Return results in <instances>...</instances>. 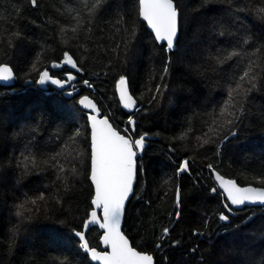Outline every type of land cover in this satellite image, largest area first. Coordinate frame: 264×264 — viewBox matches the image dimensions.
<instances>
[{"label":"trees","instance_id":"obj_1","mask_svg":"<svg viewBox=\"0 0 264 264\" xmlns=\"http://www.w3.org/2000/svg\"><path fill=\"white\" fill-rule=\"evenodd\" d=\"M174 2L180 33L168 51L141 21L138 0H104L91 18L83 0H0V64L17 76L0 85V264H92L75 237L94 209L91 130L79 96L38 83L44 70L74 74L73 88L122 134L155 138L138 159L126 211L136 249L156 264H264V207L229 211L212 173L264 187V0ZM77 15L83 26L72 32ZM233 50L241 54L219 62ZM65 53L79 71L52 66ZM251 61L256 87L221 115ZM122 76L139 104L132 114L119 101ZM185 159L190 172L177 175ZM87 235L101 249L100 230Z\"/></svg>","mask_w":264,"mask_h":264},{"label":"snow or ice","instance_id":"obj_2","mask_svg":"<svg viewBox=\"0 0 264 264\" xmlns=\"http://www.w3.org/2000/svg\"><path fill=\"white\" fill-rule=\"evenodd\" d=\"M35 5L36 0H31ZM84 7L87 9L88 17H93L101 8L104 0H83ZM139 4V16L148 23L153 32L155 33V39L158 42H166V48L168 51H172L176 45L179 32V11L174 3V0H138ZM259 12L264 18V8H261ZM76 25L70 30L77 32L83 26V21L77 15ZM69 29L64 28L63 31ZM223 35V32H221ZM244 43L247 44L248 40L245 39ZM261 49H256V52H260ZM239 51L233 50L225 55L219 62L223 63L227 60H231L235 56H239ZM255 55L256 53H252ZM64 63L70 65L72 68H77L76 61L72 56L67 53L64 54ZM53 67H60V64H53ZM256 62L251 61L243 73L239 76L235 87H231L229 90V100L225 109L221 112L228 110L229 107H235L232 101L236 95L246 96L256 87L255 81L257 74L255 71ZM35 67V65H33ZM167 66L164 69L167 73ZM13 70L8 66H0V81H11L13 79ZM75 77L71 74L68 75V81H61L54 78L49 74L47 70L40 73L39 81L41 85L51 83L59 88H65L66 83L74 80ZM85 84H88L85 81ZM247 85V87L245 86ZM91 86V85H89ZM118 90L120 94V101L125 108L131 109L135 107V100L129 93L128 81L125 77H121L118 82ZM159 92V88H157ZM72 95V93H68ZM79 103L85 108L91 109L94 115L89 117L91 125V172L90 179L95 187V196L92 200V204L95 209L102 210L103 219L101 221L96 210L91 212V218L84 223V229L87 230L90 225L99 224L103 228V243L110 249L109 252L103 254L91 248L87 239L85 238L84 231H76L75 235L79 238L80 247L85 253H88L92 260L100 261L101 264H154L153 257L151 255L142 254L133 248L129 240L121 231V218L125 211V202L129 199L130 194L133 192V183L138 174V166L136 157L139 151H143L145 147V136L141 135L138 139H131L121 135L115 130L109 123L108 119H98L99 110L96 105L87 97H83L79 100ZM242 111V110H241ZM232 115V113H229ZM129 124L133 125V131L135 130V121L129 118ZM231 123V121H227ZM215 129H209V132ZM235 135V133H232ZM79 135V132L76 133ZM207 135V134H206ZM75 141V137H71ZM207 143L208 140L203 141ZM211 167V166H209ZM61 171L63 168L61 167ZM190 172L189 160L185 159L177 169V175L180 173ZM216 179L220 184V187L227 193L228 199L232 205L242 206L248 204H261L264 205V188L256 187H239L233 180H225L220 175H216ZM259 182L264 184V174L258 177ZM215 191V189H212ZM38 199H44L40 196ZM36 203L35 200L32 201ZM180 189L176 190V205L180 206ZM20 207H23L21 205ZM228 208V205H225ZM231 211V208H229ZM179 217V212L176 213ZM219 219L227 222L229 216L223 213L220 214ZM169 229L164 228L163 235L167 236Z\"/></svg>","mask_w":264,"mask_h":264},{"label":"water","instance_id":"obj_3","mask_svg":"<svg viewBox=\"0 0 264 264\" xmlns=\"http://www.w3.org/2000/svg\"><path fill=\"white\" fill-rule=\"evenodd\" d=\"M175 3V2H174ZM175 5H176V3H175ZM177 6V5H176ZM179 11V10H178ZM140 19H141V21H143L144 23H146V25H147V27H148V29L152 32V34L154 35L153 37H155V33L153 32V30L151 29V27L148 25V23L146 22V21H144L143 20V18L142 17H140ZM179 22H180V12H179ZM179 33H180V23H179V32H178V35H179ZM177 41H178V38H177ZM177 41H176V43H177ZM157 43L159 44V45H165L166 46V42H158L157 41ZM0 66H8V67H10L12 70H13V79L11 80V81H0V85H2V86H5V87H13L15 84H16V81H17V76H16V74H15V72H14V69L10 66V65H7V64H0ZM51 75V74H50ZM69 75V74H68ZM68 75L66 76V79L65 80H62V79H59V78H56V77H54V78H56V79H59V80H61V81H65V82H67L68 81ZM72 76H74L75 77V75L74 74H71ZM77 77H75V79L74 80H72L71 82H68V83H66V86H65V88H59V87H57L56 85H53V84H51V83H47L49 86H51L53 89H55L56 91H58V92H64V96L66 97V98H68V99H73L74 97H76V95L77 96H79L80 98H79V100L81 99V98H83V97H85L86 95H84V96H81V94H80V92H78V90H76V89H74L73 87L75 86V84H76V82H77V79H76ZM128 81V80H127ZM128 89H130V86H129V82H128ZM68 93H72V95H68ZM117 93H118V97H119V101H120V94H119V90H118V84H117ZM129 93H130V95L133 97V99L135 100V107H133V108H131V109H128V108H125L124 106H123V104L121 103V101H120V104H121V106H122V108H123V110L124 111H126L128 114H132V113H134V112H136L137 110H138V108H139V104L137 103V100L134 98V96H133V94H132V92H131V90H129ZM91 101H92V103H94L95 105H96V107H97V109L99 110V116L97 117L98 119H108V121H109V123L112 125V127L115 129V130H117L121 135H124V134H122L118 129H116V127L114 126V124H113V122L110 120V118L109 117H106V116H104V114H103V112L101 111V109H100V107L98 106V104L95 102V100H93L91 97H89V96H87ZM79 105V107H80V109L82 110V111H84L85 112V114H86V118H87V120H88V124H89V128H90V130H91V125H90V121H89V117L91 116V115H94L95 113H93L92 111H91V109H89V108H85L84 106H82L80 103L78 104ZM91 132V131H90ZM124 136H126V135H124ZM126 137H128V136H126ZM153 140H155V138L154 137H152V136H150V135H146L145 136V147H144V149H143V151H139L138 152V155H137V157H136V161H137V166H138V159L141 157V156H143L144 155V153H145V150H146V148L148 147V145H149V142L150 141H153ZM213 173V178H214V181H215V184L219 187V191H221L222 193H224V195H225V197H226V199H227V203L228 204H226V205H228V206H230L231 207V209L232 210H242L243 208H245V207H264V205H261V204H248V203H246L245 205H242V206H236V205H232L231 204V201L228 199V197H227V193L224 191V189L223 188H221L220 187V184H219V182L217 181V179H216V175L218 174V175H220L221 177H222V175L219 173V172H217V171H213L212 172ZM222 178H224L225 180H232V179H229V178H226V177H222ZM91 180V179H90ZM136 180H138V174H137V177H136V179H135V181H134V183H133V192H132V194H130V196H129V199L125 202V211H124V215L122 216V218H121V224H120V227H121V231H122V233L125 235V237L129 240V243H130V245L133 247V248H135V246H133V244H132V241L130 240V238L126 235V233L124 232V224H125V218H126V211H127V208H128V204H129V202H130V200H131V198H132V196H134V194L133 193H135V187H136V184H137V181ZM233 181H235L236 182V184H237V186H239V187H256V186H253V185H247V186H242V185H240L236 180H233ZM92 182V181H91ZM94 186V185H93ZM256 188H264V187H256ZM94 190H95V187H94ZM95 196V195H94ZM94 199V198H93ZM93 210H96L97 211V214H98V216L100 217V219H101V221H102V219H103V212H102V210H99V209H95V206L93 205ZM92 210V211H93ZM91 211V212H92ZM90 218H91V213H90ZM89 218V219H90ZM86 222V221H85ZM95 229V228H97V229H99L100 230V232L102 233V236H101V239H100V244H101V249H98V248H94V249H96V251L97 252H99V253H101V254H103V253H105V252H109L110 251V249L109 248H107L105 245H104V243H103V235H104V229L103 228H101L100 226H99V224H94V225H90L89 226V228L87 229V230H85L84 228H83V230L82 231H84L85 232V238L87 239V241H88V233H89V231L91 230V229ZM75 237H76V239L79 241V238L75 235ZM80 242V241H79ZM88 243H89V241H88ZM89 246L91 247V245H90V243H89ZM92 248V247H91ZM80 249L81 250H83L81 247H80ZM136 249V248H135ZM137 251H139L138 249H136ZM84 252V251H83ZM139 252H141V251H139ZM85 253V252H84ZM142 254H147V253H145V252H141ZM86 255H88V257H89V261L92 263V264H101V262L100 261H95V260H92L91 259V257H90V255L88 254V253H85ZM147 255H150L149 253L147 254ZM152 256V255H151ZM153 257V256H152ZM153 261H154V264H156V261H155V259H154V257H153Z\"/></svg>","mask_w":264,"mask_h":264},{"label":"rangeland","instance_id":"obj_4","mask_svg":"<svg viewBox=\"0 0 264 264\" xmlns=\"http://www.w3.org/2000/svg\"><path fill=\"white\" fill-rule=\"evenodd\" d=\"M60 65H61V66L58 67V68H61L62 66H63V67H64V66H68V67L72 68L70 65L65 64L64 62H63L62 64H60ZM128 137H130L131 139L135 140L132 136H128Z\"/></svg>","mask_w":264,"mask_h":264},{"label":"bare ground","instance_id":"obj_5","mask_svg":"<svg viewBox=\"0 0 264 264\" xmlns=\"http://www.w3.org/2000/svg\"><path fill=\"white\" fill-rule=\"evenodd\" d=\"M217 187H218V186H217ZM218 189H219V187H218ZM219 190H220V189H219ZM219 190H218V191H219ZM220 192H221V191H220ZM221 193H222V192H221ZM222 194H224V193H222ZM224 196H225V195H224ZM225 198H226V197H225ZM226 200H227V199H226ZM225 203H227V202H225ZM227 204H228V203H227ZM234 211H238V210H234Z\"/></svg>","mask_w":264,"mask_h":264}]
</instances>
